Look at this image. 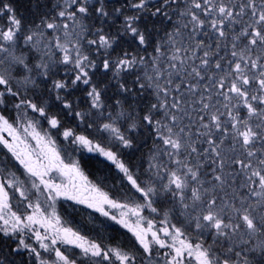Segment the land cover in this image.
<instances>
[{"label":"snow or ice","instance_id":"1","mask_svg":"<svg viewBox=\"0 0 264 264\" xmlns=\"http://www.w3.org/2000/svg\"><path fill=\"white\" fill-rule=\"evenodd\" d=\"M0 264H264V0H0Z\"/></svg>","mask_w":264,"mask_h":264}]
</instances>
